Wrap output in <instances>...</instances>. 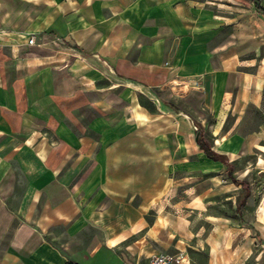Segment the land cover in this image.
Segmentation results:
<instances>
[{
  "label": "crops",
  "instance_id": "crops-1",
  "mask_svg": "<svg viewBox=\"0 0 264 264\" xmlns=\"http://www.w3.org/2000/svg\"><path fill=\"white\" fill-rule=\"evenodd\" d=\"M194 9L184 0H0V264H147L178 251L187 254L183 264H197L192 254L204 253L207 264H222L229 251L239 253L237 264L251 256L264 264V119L257 117L264 32L237 26L212 48ZM171 49L185 73L216 86L206 91L221 119L212 148L240 182H232V198L241 200L242 184L249 185L244 224L217 227L197 200H134L145 196L143 170H132L121 155L124 136L107 150V164L95 162L80 176L69 165L95 147L77 116L94 109L84 89L97 95V77L150 85L167 73ZM68 56L76 61L74 73L65 67ZM218 76L224 86L215 83ZM46 87L56 114L36 106ZM225 114L232 119L224 129ZM99 117L91 113L88 121L110 124ZM248 157L254 162L235 168Z\"/></svg>",
  "mask_w": 264,
  "mask_h": 264
},
{
  "label": "rangeland",
  "instance_id": "rangeland-1",
  "mask_svg": "<svg viewBox=\"0 0 264 264\" xmlns=\"http://www.w3.org/2000/svg\"><path fill=\"white\" fill-rule=\"evenodd\" d=\"M184 1L195 8V12L191 14L197 23L204 22V31H210L212 48L217 47L226 36H234V28L237 26L240 31L247 30L249 26V31L263 35L264 16L253 10L251 0ZM199 28L197 25L196 30L200 33L203 29ZM175 52L170 50V57L165 65L167 73L161 74L158 80L150 85L119 80L110 82L104 77H97L94 82L96 89L98 88L97 95L84 89V98L94 102L93 106L90 105L94 109H89L84 114L78 110L77 116L84 123L83 130L87 131L89 137L86 138L88 145L94 144L95 147H90L84 152V156L74 155L69 159V165L78 166L80 176L85 175L87 167L95 162L107 164V150L118 144L119 139L124 136L126 148L121 150V155L125 156L126 163L132 170H143L141 175L145 196L136 195L134 200H197L196 205L202 208V212L208 215L217 227L221 223H227L229 228L238 223L244 224V210H237L239 200L232 198L236 191L232 185L233 180L225 171L226 168L220 162L209 159L195 143L197 125H201L205 131L204 137L211 147L215 149L218 146L214 138L220 131L219 110L216 98L213 99L212 96L208 101L206 93L207 88L213 90L216 86L210 85L208 79L201 75L185 73L183 67L187 66L181 63L178 67L180 61L176 60ZM68 57L65 67L71 70L76 61L73 57ZM175 69L176 72L172 74ZM217 79L220 81L219 85L224 86V77L218 76L215 83ZM42 83L48 86L47 76L42 78ZM70 87L68 86L67 90ZM73 93L67 91L64 94L70 97ZM49 95H53V92L49 93L46 87L36 99V106L39 109L44 108L45 113L56 114L54 98ZM91 113L92 117H109L110 124H96L97 120L90 124L88 118H91ZM257 117L260 121L264 119V98ZM231 119L230 114L224 115V129ZM65 122L68 130L74 132L71 122ZM247 161L253 163L254 158L248 157L237 162L235 168H243ZM100 180L106 181V175L101 173ZM259 180L264 184V174ZM196 224L199 225L200 222ZM192 255L197 264L208 263L207 253ZM225 257V260L221 258L222 264L239 263L234 260L238 259L239 253L229 251ZM254 263L255 259L251 256L242 264Z\"/></svg>",
  "mask_w": 264,
  "mask_h": 264
},
{
  "label": "trees",
  "instance_id": "trees-1",
  "mask_svg": "<svg viewBox=\"0 0 264 264\" xmlns=\"http://www.w3.org/2000/svg\"><path fill=\"white\" fill-rule=\"evenodd\" d=\"M252 1L255 5L256 10L264 15V7L261 4V0H252ZM204 134H205L204 128L201 125H197V136H198L197 144L199 145L200 149L205 153V155L209 159L216 162H220L226 168L229 178H231L235 184L240 183L236 180L233 174L232 164L228 162L224 156L218 154L213 150L209 142L204 137ZM242 185H243V189L239 195V197H241V200H239L237 204V210L239 212L243 210L246 203V199L250 194L249 185L248 184H242Z\"/></svg>",
  "mask_w": 264,
  "mask_h": 264
},
{
  "label": "built area",
  "instance_id": "built-area-1",
  "mask_svg": "<svg viewBox=\"0 0 264 264\" xmlns=\"http://www.w3.org/2000/svg\"><path fill=\"white\" fill-rule=\"evenodd\" d=\"M35 42V36H31L28 44L32 45ZM187 254L183 251L176 253H160L151 256L147 264H183L186 260Z\"/></svg>",
  "mask_w": 264,
  "mask_h": 264
}]
</instances>
